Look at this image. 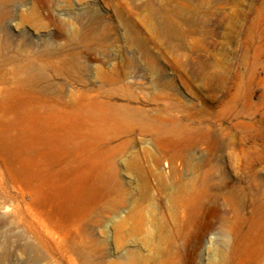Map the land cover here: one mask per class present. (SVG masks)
I'll list each match as a JSON object with an SVG mask.
<instances>
[{"label":"rangeland","instance_id":"rangeland-1","mask_svg":"<svg viewBox=\"0 0 264 264\" xmlns=\"http://www.w3.org/2000/svg\"><path fill=\"white\" fill-rule=\"evenodd\" d=\"M0 264H264V0H0Z\"/></svg>","mask_w":264,"mask_h":264},{"label":"bare ground","instance_id":"bare-ground-1","mask_svg":"<svg viewBox=\"0 0 264 264\" xmlns=\"http://www.w3.org/2000/svg\"><path fill=\"white\" fill-rule=\"evenodd\" d=\"M205 4V3H204ZM169 22V21H168ZM161 32L164 34V35H172L173 34V30L172 28H170L168 25H164L163 29L161 30ZM175 34V33H174ZM136 36V35H135ZM149 36V35H148ZM143 37V36H142ZM150 37V36H149ZM156 37V35H155ZM133 40V39H132ZM176 40V39H175ZM141 52V51H140ZM150 63V62H149ZM130 111L127 110V112H125V114L123 113L124 117H127L128 119L130 118V115H129ZM167 123V122H166ZM32 218V217H31ZM41 239V238H39ZM40 243V241H39Z\"/></svg>","mask_w":264,"mask_h":264}]
</instances>
